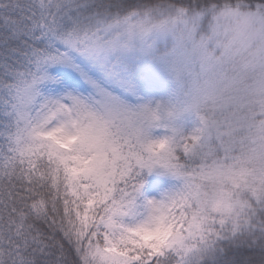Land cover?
I'll return each mask as SVG.
<instances>
[{"label":"snow or ice","instance_id":"1","mask_svg":"<svg viewBox=\"0 0 264 264\" xmlns=\"http://www.w3.org/2000/svg\"><path fill=\"white\" fill-rule=\"evenodd\" d=\"M0 264H264V0H0Z\"/></svg>","mask_w":264,"mask_h":264}]
</instances>
